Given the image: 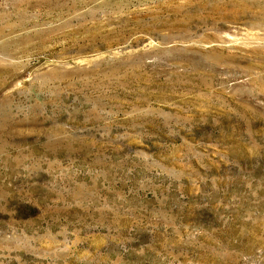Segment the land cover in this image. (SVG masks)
Masks as SVG:
<instances>
[{
    "label": "rangeland",
    "instance_id": "obj_1",
    "mask_svg": "<svg viewBox=\"0 0 264 264\" xmlns=\"http://www.w3.org/2000/svg\"><path fill=\"white\" fill-rule=\"evenodd\" d=\"M0 264H264V0H0Z\"/></svg>",
    "mask_w": 264,
    "mask_h": 264
}]
</instances>
